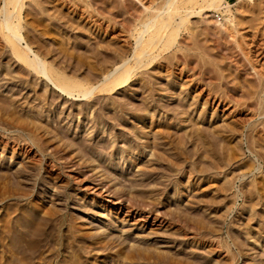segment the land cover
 <instances>
[{"label": "rangeland", "instance_id": "obj_1", "mask_svg": "<svg viewBox=\"0 0 264 264\" xmlns=\"http://www.w3.org/2000/svg\"><path fill=\"white\" fill-rule=\"evenodd\" d=\"M164 2L23 0L20 31L98 87ZM203 6L86 99L11 57L0 25V264H264V0L226 30Z\"/></svg>", "mask_w": 264, "mask_h": 264}, {"label": "bare ground", "instance_id": "obj_2", "mask_svg": "<svg viewBox=\"0 0 264 264\" xmlns=\"http://www.w3.org/2000/svg\"><path fill=\"white\" fill-rule=\"evenodd\" d=\"M22 1L23 0H5L0 11V25L2 31L4 32L3 39L6 43L8 51L10 52V56L16 59V61L22 66L27 68L29 72H33L35 75L45 78L46 81L52 84L56 91L66 94L67 96H74V94H76L77 97H83L86 99L96 91L111 92V90L116 87H126L128 82L132 79L134 69L145 67L152 62V58H150L151 60H145L148 56L146 55L145 57V53L148 49L150 50V48L156 47L157 44H161L163 46L168 44L169 46V44L174 41L175 33L179 29L175 28H177L180 24L176 25L177 27L175 28H171V31H168L167 29L170 28L172 26L171 23L174 22L171 19V15H173L172 13L177 9V7L185 11L195 5L197 6V4L199 5L201 2L204 5L202 9H206L207 11L210 9L217 12L221 11L225 18L224 22L220 24V28L222 30H226L234 27V17L231 12V8L233 6H238V8H240L242 4L244 5V3H248L250 0H236L234 4H229L226 0H164V6L161 7L163 10L160 8L162 12L157 13L156 11V15L153 14V16L149 19L146 18L145 27L142 29L140 33L141 35L139 34L135 40V51H133L135 63L132 62L133 65L129 66L126 62L128 60H125V62H122L123 64H119L118 67L115 66L116 68L113 69L112 72L110 71V73H104L103 80L98 87H85L84 84L78 82L79 80L76 81L68 76L66 77L64 73L62 74L59 72L60 70H55L52 65H48V63H46L41 56H38L34 50L29 47L20 31L21 26L19 11L22 9ZM8 6H11L10 9L12 10H8ZM187 11L185 12L187 13ZM183 17L181 16L179 20L181 23L185 21V18ZM162 29L163 32L164 30L167 31H165V36L161 35ZM145 36H147V39ZM143 42L145 43V47H143ZM142 58H144V60Z\"/></svg>", "mask_w": 264, "mask_h": 264}, {"label": "built area", "instance_id": "obj_3", "mask_svg": "<svg viewBox=\"0 0 264 264\" xmlns=\"http://www.w3.org/2000/svg\"><path fill=\"white\" fill-rule=\"evenodd\" d=\"M216 18L220 19V17L218 15H216Z\"/></svg>", "mask_w": 264, "mask_h": 264}]
</instances>
